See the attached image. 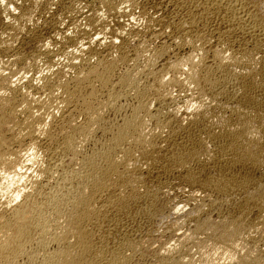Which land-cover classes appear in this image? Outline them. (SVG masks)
Wrapping results in <instances>:
<instances>
[{"label": "bare ground", "instance_id": "1", "mask_svg": "<svg viewBox=\"0 0 264 264\" xmlns=\"http://www.w3.org/2000/svg\"><path fill=\"white\" fill-rule=\"evenodd\" d=\"M16 1L0 264H264V0Z\"/></svg>", "mask_w": 264, "mask_h": 264}, {"label": "rangeland", "instance_id": "2", "mask_svg": "<svg viewBox=\"0 0 264 264\" xmlns=\"http://www.w3.org/2000/svg\"><path fill=\"white\" fill-rule=\"evenodd\" d=\"M18 1H19V2H18ZM24 1L27 2V1H29V0H24ZM33 1H35V2L37 1L36 3H37L38 5L41 4V5L39 6V8H40L41 10H42L43 8L45 9V7H48V6L50 7V6H51L50 8H53V10H54V11L52 10L53 12H59L60 10L63 9V8H62V7H64V6H62L63 4L66 5V4L70 3V2L73 1V0H61V3L63 2V4H61V3H58V4H57L56 2H53L54 0H52V1H51V0H40V2H38L39 0H33ZM43 1H44V2H43ZM55 1H56V0H55ZM57 1H58V0H57ZM65 1H66V2H65ZM75 1L77 2V4H79V7L81 6V7H80L81 10L83 9V10H82V11H83V14H87V13H88V10L90 11L91 6L94 5V3H93L94 0H93V1H92V0H75ZM136 1L139 2V4H146V2H144V0H143L142 3H141V1H139V0H136ZM16 2H17L18 4H15V8H16V10H17L18 12H19V10L21 11V10L23 9V7L26 8L28 4H31L30 1H29V3L27 2L28 4H27V3L25 4V2H22V0H21V2H20V0H17ZM16 2H15V3H16ZM45 2H46V3H45ZM47 2H48V3H47ZM50 2H51V3H50ZM67 2H68V3H67ZM79 2H80L82 5H81ZM55 3H56V5H58V6H56ZM21 4H23L24 6L21 5ZM53 4H54V5H53ZM17 5H19V6H17ZM89 5H90V8H89ZM148 5H149V6H148ZM148 5H147V8H148V10L150 11V13H151V14L154 13V9H153V7H152V4L150 3V4H148ZM20 6H21V7H20ZM22 6H23V7H22ZM52 6H54V7H52ZM61 6H62V7H61ZM85 6H86V7H85ZM18 7H19V8H18ZM87 7H88V8H87ZM85 8H86V9H85ZM152 9H153V10H152ZM16 10H15V14L8 15V17H10V18L7 19V20H10L11 17H12L13 15L15 16L16 14H18V12H17ZM84 10H85V12H84ZM86 11H87V12H86ZM138 11H140V10H138ZM138 11H137L136 13H134L133 16H131L132 19H130L131 17L126 18V19L122 18V19H120L119 22L124 21L123 23H125V21H127V22L129 21L128 23H131V24L134 25V26L136 25L138 28H139V27H140V28L143 27V24H144L143 22H144V21H141V20H140V19H142V18H141V16L139 15L140 12L138 13ZM88 14H89V13H88ZM139 16H140V17H139ZM37 18H38V16H37ZM37 18H36V19H37ZM133 18H136V19H133ZM12 19H13V17H12ZM36 19H34V20L36 21ZM123 19H124V20H123ZM128 19H129V20H128ZM5 20H6V19H5ZM135 20H137V21H135ZM33 22H34V21H33ZM33 22L30 23V24H28L29 27H28L27 29H28V30H29V29H33V30L36 29L37 31H39V32H35V33H37L38 35L42 36V37H40L41 40H42V39H43V40H46V41L51 40V38L53 37L52 35L54 34V33H53V30H52L53 28H52L51 26H49L48 28L45 27V29H44V28H43V29L40 28L41 26L38 27V28H36V25H37V24H36L35 22H34V23H33ZM133 22H134L135 24H133ZM138 22H140L141 24L139 25ZM111 24H113V22H112ZM117 24H119V23L115 22V23L113 24V25L115 26V28H116V25H117ZM137 24H138V25H137ZM113 25H112V27H114ZM33 26H35V27L33 28ZM117 26H118V25H117ZM136 26H135V27H136ZM39 28H40V29H39ZM51 28H52V29H51ZM50 29H51V30H50ZM33 30H31V31H32V32H31V35H32V36H30V34H29V38H28V36H27V37L24 36V38H26V39H25V44H24V45H26V46H23V48L26 49L27 51H29V49H31V50L29 51V52H31V53H34L33 50L35 49V48H34L35 46H33V50H32V45H33V44L36 45L35 43H37L36 39L33 37V33H34ZM43 31H44V32H43ZM50 31H51V32H50ZM41 33H43V34H41ZM51 36H52V37H51ZM50 37H51V38H50ZM30 39H31V40H30ZM34 39H35V40H34ZM32 40H33L35 43H34ZM27 44H29V45H27ZM30 46H31V47H30ZM9 56H10V55H9ZM9 56H5L3 53L0 52V65H1V66H0V68H1L0 70H3V71H6V70H7L6 72L9 73L10 71H18L19 68H22V65H20V64H18V65H17V64H14V63H13V61H14L13 59H14V58H13L12 56H10V57H12V58H10ZM11 59H12V60H11ZM10 60H11V61H10ZM2 61H3V62H2ZM8 61H9L10 63H9ZM5 63H9V65H8L9 67L6 66L7 68H4L3 66L6 65ZM40 63H41V65H42V63L44 64V62H42V61H41ZM2 64H3V65H2ZM8 68H9V69H8ZM12 69H13V70H12ZM14 69H16V70H14ZM6 72H5V74H7Z\"/></svg>", "mask_w": 264, "mask_h": 264}]
</instances>
